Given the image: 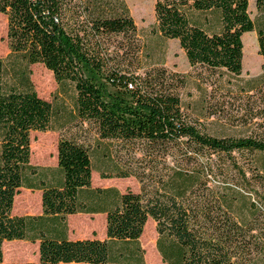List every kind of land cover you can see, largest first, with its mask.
<instances>
[{
  "label": "trees",
  "instance_id": "16d2710c",
  "mask_svg": "<svg viewBox=\"0 0 264 264\" xmlns=\"http://www.w3.org/2000/svg\"><path fill=\"white\" fill-rule=\"evenodd\" d=\"M256 9L255 21L248 0H155L161 37L178 40L190 66L210 72L201 81L241 97L238 123L250 130L217 136L185 112L187 75L146 64L126 0H0L9 46L0 58V264L3 243L14 240L39 241V261L9 264H145L139 239L149 219L165 264H264V0ZM250 31L262 72L242 78V37ZM35 63L60 90H73L72 110L38 95L29 70ZM75 121L142 152L115 176L136 177L139 192L93 188L88 147L66 137L57 144L60 177L34 180L31 132ZM213 155L225 157L224 165ZM239 184L257 195L259 187L262 197ZM22 187L41 190L40 215L13 214ZM78 213L106 214V239L69 238L66 217Z\"/></svg>",
  "mask_w": 264,
  "mask_h": 264
},
{
  "label": "rangeland",
  "instance_id": "374dc122",
  "mask_svg": "<svg viewBox=\"0 0 264 264\" xmlns=\"http://www.w3.org/2000/svg\"><path fill=\"white\" fill-rule=\"evenodd\" d=\"M249 1L250 16L258 20L256 0ZM137 28L143 41L144 50L142 56L146 64L164 66L172 71L187 75L186 87L183 90V102L185 112L192 120L197 121L204 132L217 136H240L250 130L249 127L241 126L238 117L243 111H237L236 106L241 104V97L228 94L225 84L210 85L209 81L203 82L200 79L210 77V72L204 68H192L186 58L185 52L180 47L179 41L175 39H164L154 29L156 23L155 0H126ZM7 17L0 13V58H5L9 53L7 39ZM245 35V36H244ZM243 40V71L242 78L256 76L262 72V58L258 54L257 35L255 31L246 32ZM149 52L151 55H147ZM149 58V59H148ZM31 82L38 95L62 104L68 110H72L74 93L72 89L64 92L59 89L53 73L43 64L35 63L29 66ZM214 79V78H212ZM228 79L225 75L224 80ZM201 82L203 90L198 89ZM205 98L206 101L202 102ZM246 98L243 99L245 102ZM217 111L216 113H214ZM58 125V124H57ZM56 125V127H57ZM59 126V125H58ZM61 137L75 139L86 145L92 157V187H114L120 192L130 189L139 192L141 184L134 176L128 178L115 177L122 168L130 162H136L142 157L141 151L130 153L128 148L115 140L100 139L96 129L88 123L79 121L68 123L61 130H48L45 132H31V159L33 166L37 167L38 175L34 178L36 182L46 180L53 182L60 177L57 161V144ZM171 152V151H169ZM237 162L246 166L249 156L237 154ZM213 159L222 162L225 157L219 158L213 155ZM167 162L172 164L173 157L167 155ZM218 162V163H219ZM249 166V165H248ZM231 174H236L230 171ZM111 175L112 178H102V175ZM252 173L247 171V177L251 178ZM252 181V180H251ZM254 182V181H252ZM246 195L260 198L262 189L257 187L258 195L251 193L241 184L237 186ZM41 190L22 187L15 197L14 215H40L42 213ZM67 236L71 239L97 238L106 239V214L103 213H78L66 217ZM149 228L139 239V245L143 250L145 264H165L157 250L156 243L158 233L156 223L149 219ZM147 225V224H146ZM146 227V226H145ZM39 241L31 242L26 240L5 241L2 246L3 264L25 263L39 261ZM71 264V263H61ZM76 264V263H72Z\"/></svg>",
  "mask_w": 264,
  "mask_h": 264
},
{
  "label": "bare ground",
  "instance_id": "6f19581e",
  "mask_svg": "<svg viewBox=\"0 0 264 264\" xmlns=\"http://www.w3.org/2000/svg\"><path fill=\"white\" fill-rule=\"evenodd\" d=\"M242 39H244V36L242 37Z\"/></svg>",
  "mask_w": 264,
  "mask_h": 264
},
{
  "label": "crops",
  "instance_id": "0c3cea01",
  "mask_svg": "<svg viewBox=\"0 0 264 264\" xmlns=\"http://www.w3.org/2000/svg\"><path fill=\"white\" fill-rule=\"evenodd\" d=\"M245 36V35H244Z\"/></svg>",
  "mask_w": 264,
  "mask_h": 264
}]
</instances>
